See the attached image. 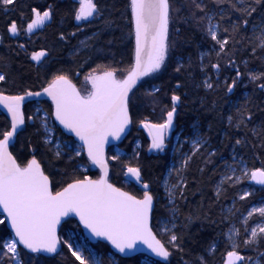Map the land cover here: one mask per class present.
Wrapping results in <instances>:
<instances>
[{
    "label": "trees",
    "instance_id": "obj_1",
    "mask_svg": "<svg viewBox=\"0 0 264 264\" xmlns=\"http://www.w3.org/2000/svg\"><path fill=\"white\" fill-rule=\"evenodd\" d=\"M97 2L103 15L90 19V23L75 20V10L79 7L76 0H17L15 6H10L11 11L5 13L0 10V37H3L0 42V73L6 75V80L0 81V91L7 95L39 91L47 86L54 74L65 72L81 93L86 94L88 90L84 89V78L98 64H110L118 68L128 65L135 47L130 0ZM172 2L174 7H180L181 11L175 14L170 25L172 47L167 67L160 74H156L155 78L146 77L145 82L134 90L135 96L130 106V131L118 145L107 152L110 180L124 190L142 194V189L127 182L124 175L128 164L139 166L143 182L150 185L154 195V232L166 245L171 232L180 237L178 243L182 251L170 247L172 255L168 260L150 258L153 264H197V257L200 256L205 258L207 264H225L227 252L232 250V242L228 240L230 228L240 230L235 243L239 244L237 250L241 255L253 257V264L256 259L264 264V256L258 254L255 246L245 247L243 244L244 220L248 218L247 214L253 206L264 202V186L246 178L240 183H235V178L233 182L221 183L225 175L229 176L230 166L235 167L238 174H241L243 168L239 162L248 169L264 167V91L257 87L258 82H251L247 75L249 71L264 72V52L258 50L253 55L247 39L252 36V23L260 24L264 8L258 7L257 12L250 18L249 25L236 37L237 40L244 37L243 43L234 47L230 44L231 58L236 61V67H233L228 63L229 56L217 57L218 45L206 34L204 24H197L195 20L188 19L189 10L183 6V0ZM34 7L41 11L51 7L53 14L50 23L45 22L43 28L29 33L26 27L34 18ZM214 7L209 4V8ZM13 20L21 28L15 37L8 30ZM221 26L228 25L223 22ZM41 50L47 53L42 61L32 60V53ZM244 61H247V64ZM217 62L221 65L219 70L211 66ZM178 65H183L179 73L174 71ZM236 68H239L243 75L238 78L233 92L229 93L225 82L231 84L232 79L236 78ZM207 77H211L214 84L212 89L203 86ZM177 82L180 87L176 86ZM154 88L160 90L148 95ZM173 94L181 96L175 116L176 130L171 140L167 141L165 154H149L151 139L149 133L140 127L143 125L141 122L162 123L166 119L167 111L171 110ZM246 101H249L247 107L252 117L247 127L238 129L235 124H229L227 118L234 116L236 109ZM52 110L50 101L25 104L26 122L12 148L13 155L17 157L18 162H23L31 158L33 149H36L37 158L42 160L45 169L57 182L81 174L97 178L99 172L90 165L85 154L82 158L75 157L74 152L64 147L74 139L63 133L54 121L55 140L59 138L62 144L61 156L55 155L54 143H45L41 115L47 112L53 119L50 115ZM30 116L34 119L29 120ZM9 128V119L0 112V130ZM177 134L184 139L182 150L188 154H191L192 148L189 144L194 136L199 135L207 143L196 153L187 170L183 172L187 181L183 197L177 192L174 200L170 201L164 192L163 182L175 163L170 149ZM237 139L242 143L236 144ZM76 144H71V147L75 148ZM210 152L215 155L210 156ZM117 155L119 160L111 159ZM70 156L75 158L70 160ZM169 182H178L174 171L169 177ZM56 187H60V183H57ZM246 188L251 194L240 199ZM174 205L179 211H170ZM188 217H191V220ZM170 219L175 227H171V232H166L162 225L164 220ZM262 220L264 217L257 214L248 218V225L254 227ZM75 231L85 237L75 219L66 220L60 228L61 241L67 240L71 243L69 234ZM8 234L7 228L0 227V237ZM85 240L92 251L97 253L102 264H144L147 258L139 255L124 259L111 250L108 242L93 245L86 238ZM259 251L264 252V241L261 242ZM21 259L26 264H80L64 243L60 254L56 256L45 257L24 250Z\"/></svg>",
    "mask_w": 264,
    "mask_h": 264
},
{
    "label": "snow or ice",
    "instance_id": "obj_2",
    "mask_svg": "<svg viewBox=\"0 0 264 264\" xmlns=\"http://www.w3.org/2000/svg\"><path fill=\"white\" fill-rule=\"evenodd\" d=\"M16 2L17 0H0V10L7 13L12 10L10 6H15ZM209 4L215 7L209 8ZM183 6L189 10L188 19L195 20L197 24H204L206 34L215 45H218L217 57L229 56L228 63L236 67V61L230 55L232 48L229 46L231 44L234 47L238 43H243L244 37L240 40L236 37L249 25L250 18L257 12L258 7L264 8V0H183ZM129 8L134 27L135 47L128 65L118 68L110 64H98L92 73L85 77L86 81L91 82V90L86 94H81L65 72L54 74L47 87L43 88V93L52 101L53 111L50 115L63 126L64 130L78 138L77 147H71V144L76 143L75 140L71 141V144L66 143L64 147L74 152L75 157L82 158L86 151L88 161L100 170L97 178L81 174L57 182L45 169L42 160L37 158L36 149H33L31 158L18 162L17 157L10 151V145L26 122L23 105L26 97L40 96L41 93L25 91L22 95H5L0 91V105H3L10 115V128L0 130V227L10 229L7 236L0 237V264H26L21 259L24 250H28L29 253H57L61 243L67 244L80 264H99L91 251L85 256L82 247H74L67 240L61 241L58 227L62 218L70 214L78 216L79 222L92 236L103 237L120 253L135 249L138 243H142L156 257L167 261L172 255L170 247L182 251L178 243L180 237L171 232L167 225H164V231L171 232L167 245L153 231L151 222L154 195L150 185L143 182L141 168L128 164L124 175L129 183H142V194L118 187L111 182L109 176V163L104 147L109 138L119 140L132 123L130 106L135 96L134 90L145 82L143 78H155L156 74L166 69L172 47L170 25L175 14L181 11L180 7H174L172 0H130ZM32 12L34 18L26 27L29 33L50 21L53 14L51 7L43 11L34 7ZM102 15L97 0H79V7L75 10L76 21L90 23V18ZM223 22L228 26L222 27ZM252 29V36L247 39L251 44V52L255 55L258 50L264 52V15L259 25L252 23ZM8 30L16 36L21 28L13 20ZM61 36L63 38V34ZM2 40L3 37H0V42ZM46 54L44 50L33 52L31 59L40 62ZM244 63L247 64V61ZM211 66L217 70L221 67L219 62ZM182 68L183 65H178L174 71L179 73ZM242 75L239 68H236V78L232 79L231 84L225 82L229 93L236 88L237 80ZM247 75L251 82H258L257 87L264 91V72L249 71ZM5 80L6 75L0 73V81ZM176 86L180 87L179 82ZM203 86L207 89L214 87L211 77L203 81ZM159 90L154 88L148 95H153ZM180 101V95L171 96L172 107L167 111L166 119L162 123L141 122L151 137L149 150L162 152L166 148V134L173 128ZM248 102L238 107L234 116H228L229 124H235L238 129L247 127L252 117L247 107ZM48 116L49 113L46 112L42 126L45 143L52 144L53 141L47 135ZM28 119L33 120L34 117L30 116ZM252 131L255 133V129ZM191 143V154L184 156L179 169L172 170L176 173L178 182L169 184L167 180L164 181L170 201L174 200L177 192L183 197L187 185L183 172L207 141L198 138ZM241 143L240 139L236 140V144ZM55 155L61 156L59 144L56 145ZM209 155L215 153L210 152ZM75 157L70 156L69 159L73 160ZM111 159L119 160V156H113ZM232 172L233 176L225 175L221 183L233 182L235 177V183L247 178L264 186V167L252 169L245 167L241 169L239 176H236L235 169H232ZM57 183H60L58 188ZM250 194L249 191H244L240 199ZM219 195L218 190L217 196ZM170 211L179 210L174 205ZM254 213L264 217V204L253 206L247 214L248 218ZM248 218L244 220L243 244L245 247L255 246L258 254L264 256V252L259 251L260 244L264 241V222L257 224L256 227H250ZM188 219L191 220V217ZM229 233L239 236L240 230L230 228ZM228 240L233 241L232 235L228 236ZM231 247L232 250L227 252L225 264L238 262L253 264V257L242 256L237 250L239 244L232 242ZM197 264H207V261L200 256L197 257ZM254 264H261V261L256 259Z\"/></svg>",
    "mask_w": 264,
    "mask_h": 264
},
{
    "label": "water",
    "instance_id": "obj_3",
    "mask_svg": "<svg viewBox=\"0 0 264 264\" xmlns=\"http://www.w3.org/2000/svg\"><path fill=\"white\" fill-rule=\"evenodd\" d=\"M52 19V18H51ZM90 19H94V18H90ZM48 23H50L51 22V20L50 21H47ZM40 28H42V26H40V27H38V28H36V29H34L33 30V32L34 31H36V30H38V29H40ZM32 33V32H31ZM13 36V35H12ZM13 37H15V36H13ZM44 58V57H43ZM41 61H42V59H41ZM146 78V77H145ZM145 78H143V79H145ZM74 84V83H73ZM139 86V85H138ZM45 87H47V86H45ZM77 87V86H76ZM78 90H79V88H77ZM35 92H40L41 93V95L40 96H33V97H26V99H25V103H24V105H23V108H24V106H25V104H27V103H29V102H46V101H50V102H52L51 101V98L50 97H48L47 95H45L44 93H43V89L42 90H39V91H35ZM81 92V91H80ZM5 94V93H4ZM82 94V93H81ZM5 95H7V94H5ZM53 111V110H52ZM0 112H1V114H4V115H6L7 116V118L9 119V122H10V115L7 113V110L3 107V105H0ZM175 120H176V117H174V121H173V128H172V130H170L167 134H166V141H170L171 140V137H172V135H173V133L175 132V130H176V128H175ZM53 121H54V123L57 125V127H59L60 129H61V131L63 132V133H65L68 137H71V138H73L75 141H76V143L77 144H79V141H78V138H76L75 136H74V134H69L68 132H67V130H64L63 129V126L62 125H59V122L58 121H55V119H54V117H53ZM131 125H132V123L127 127V129L125 130V132L121 135V138L119 139V140H116V139H113V138H109V142L105 145V147H104V151H105V155H106V158L108 159V150L110 149V148H112L113 146H116V145H118L119 143H120V141L129 133V131H130V128H131ZM22 127L23 126H21V129H22ZM141 128H144L147 132H148V130L143 126V125H141L140 126ZM21 129L19 130V132L21 131ZM19 132H18V134H19ZM18 137V136H17ZM17 137L14 139V141H13V144L12 145H10V151H12V148L14 147V145L16 144V141H17ZM149 138L151 139V137L149 136ZM166 143V142H165ZM166 148H167V144H166ZM165 148V149H166ZM149 151V154H152L154 151L153 150H148ZM162 154H165V150L164 151H162L161 152ZM84 154L86 155V157H87V154H86V151L84 152ZM89 163H90V161H89ZM90 165H91V163H90ZM96 170H98V172H99V175H100V170H99V168L98 167H96V166H93ZM111 174H110V164H109V176H110ZM126 179V178H125ZM254 182V181H253ZM132 184H135V185H137L139 188H141L142 189V183H132ZM155 202H154V210H155ZM69 219H75L77 222H78V224H79V226H80V228H81V230L83 231V235L85 236V238L87 239V240H89V242L91 243V244H93V245H96V243H98V242H103V243H106V242H108L107 240H105L103 237H94V236H92V234L87 230V229H85L84 228V226H83V224H81L80 222H79V217L78 216H75L74 214H70L69 216H67V217H64V218H62V220H61V224H60V226L58 227V234L60 235V228H61V226H62V223H64L66 220H69ZM152 219H153V217H152ZM152 223V222H151ZM152 228H153V226H152ZM8 231L10 232V229H8ZM154 231V230H153ZM110 245H111V243L110 242H108ZM22 247V246H21ZM61 248H62V243H61V246H60V248L58 249V252L57 253H35V254H39V255H43V256H45V257H53V256H56V255H58V254H60V251H61ZM111 250H113L114 251V253L115 254H117V255H119L121 258H124V259H129V258H133V257H137V256H139V255H144L145 257H147V258H151V259H161L160 257H156L155 256V254L154 253H152L148 248H147V246L146 245H144V244H142V243H138L137 244V246H136V248L135 249H132V250H126V252L125 253H120L118 250H116L112 245H111ZM26 252H28V250H25ZM29 253V252H28ZM238 264H240V262H238Z\"/></svg>",
    "mask_w": 264,
    "mask_h": 264
},
{
    "label": "rangeland",
    "instance_id": "obj_4",
    "mask_svg": "<svg viewBox=\"0 0 264 264\" xmlns=\"http://www.w3.org/2000/svg\"><path fill=\"white\" fill-rule=\"evenodd\" d=\"M76 1H77V3H79V0H76ZM78 22H81V21H78ZM90 73H92V72H90ZM90 73H88V75ZM84 89H86L88 91L91 90V82L90 81H86L85 78H84ZM44 116H45V113H42V115H41V124H42V120H43ZM48 129H49V131H48V138L53 141V143H54L55 146L57 144H59V145H61V148H62V144L60 142V139L58 138L57 140H55L54 123H53V119L50 116H48ZM198 138H200L199 135H196V136H194L191 139V141L192 140H196ZM191 141H190L189 146L192 148ZM183 144H184V139H182V137H181L180 134H177L174 137V142H173V145H172V147L170 149L171 150V157H173L174 158V161H175V163L173 164L172 168L169 170L170 173H172V170L174 168L179 169L181 167V161L183 160L184 156L186 154H188L187 152H183V150H182ZM78 145L79 144H76V146H74V147H77ZM167 147H168V144H167ZM153 151H154L153 153L161 152L159 150H153ZM239 165L241 166V168H244V166H242L240 162H239ZM83 169L86 170V167H83ZM228 169H229L228 170L229 176H233L232 169H235L236 170V172H235L236 176H239L238 171H237V169L235 167L232 166V167H229ZM170 173L168 174V177L166 178V180L168 182H169ZM233 178H235V177H233ZM169 184H171V182H169ZM163 188H164V192L166 193V191H165V185L164 184H163ZM245 191H249L250 192V190H248L247 188L245 189ZM167 197L169 198L168 194H167ZM262 204H264V202L263 203H260L259 205H255V206L258 207V206H261ZM257 214L260 215L259 213H254L253 216H255ZM171 222H172L171 219L170 220H164L162 226L167 225V227L169 229H171V227L173 226ZM262 222H264V220H262L261 222H257L254 225V227H256L257 224H260ZM229 234L232 235V237H233V241L232 242H236L237 235H235V233H229ZM69 236H70V241H71V243L73 244L74 247H82L84 249V255L85 256H86V254L89 251H91L92 254H93V256H94V258L99 261V264H102L101 261H100V259H99V257H98V255H97V253H95L94 251H92V249L90 248L89 244H87V242L85 240V237H83L78 231H75L73 233H70ZM144 264H153V263H152L151 259H147L146 258V260L144 261Z\"/></svg>",
    "mask_w": 264,
    "mask_h": 264
},
{
    "label": "flooded vegetation",
    "instance_id": "obj_5",
    "mask_svg": "<svg viewBox=\"0 0 264 264\" xmlns=\"http://www.w3.org/2000/svg\"><path fill=\"white\" fill-rule=\"evenodd\" d=\"M42 28H43V26H42Z\"/></svg>",
    "mask_w": 264,
    "mask_h": 264
}]
</instances>
